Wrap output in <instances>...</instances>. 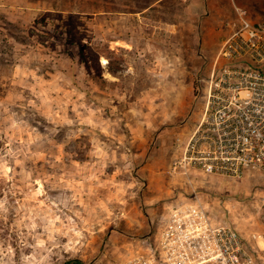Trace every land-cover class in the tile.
Here are the masks:
<instances>
[{
	"label": "rangeland",
	"instance_id": "1",
	"mask_svg": "<svg viewBox=\"0 0 264 264\" xmlns=\"http://www.w3.org/2000/svg\"><path fill=\"white\" fill-rule=\"evenodd\" d=\"M252 33L264 0H0V264H164L193 206L264 231L230 124Z\"/></svg>",
	"mask_w": 264,
	"mask_h": 264
},
{
	"label": "built area",
	"instance_id": "2",
	"mask_svg": "<svg viewBox=\"0 0 264 264\" xmlns=\"http://www.w3.org/2000/svg\"><path fill=\"white\" fill-rule=\"evenodd\" d=\"M237 37L234 57L240 75L234 89L247 97L233 102L230 124L235 137L246 136L233 148L264 157V34ZM173 221L161 243L164 264H264V231L244 236L233 225L213 223L203 206H193Z\"/></svg>",
	"mask_w": 264,
	"mask_h": 264
},
{
	"label": "trees",
	"instance_id": "3",
	"mask_svg": "<svg viewBox=\"0 0 264 264\" xmlns=\"http://www.w3.org/2000/svg\"><path fill=\"white\" fill-rule=\"evenodd\" d=\"M65 264H72V263L70 261H67ZM77 264H81V263L77 261Z\"/></svg>",
	"mask_w": 264,
	"mask_h": 264
}]
</instances>
